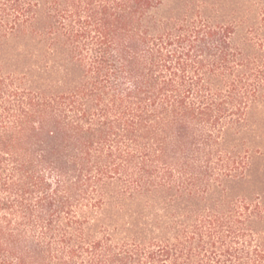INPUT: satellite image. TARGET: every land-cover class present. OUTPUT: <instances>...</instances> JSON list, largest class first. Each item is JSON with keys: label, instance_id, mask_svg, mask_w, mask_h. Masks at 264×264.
Masks as SVG:
<instances>
[{"label": "trees", "instance_id": "1", "mask_svg": "<svg viewBox=\"0 0 264 264\" xmlns=\"http://www.w3.org/2000/svg\"><path fill=\"white\" fill-rule=\"evenodd\" d=\"M162 9L0 0V53L27 37L67 65L41 87L0 66V264H264V207L224 188L251 164L264 5L241 45L231 23ZM112 189L160 205L133 232L97 226Z\"/></svg>", "mask_w": 264, "mask_h": 264}, {"label": "rangeland", "instance_id": "2", "mask_svg": "<svg viewBox=\"0 0 264 264\" xmlns=\"http://www.w3.org/2000/svg\"><path fill=\"white\" fill-rule=\"evenodd\" d=\"M162 1L165 14L171 11L173 15L181 17L185 14L193 16L199 12L203 18L213 23H231L236 28L235 42L240 45L246 32L258 26L259 12L264 5V0ZM61 65L67 67L64 56H46L43 45L37 39L27 37L10 39L0 53V66L3 71L17 75L26 74V82L31 87H41L49 77L56 80L63 69ZM74 74L76 76L78 72L75 71ZM238 139L243 147L249 148L252 154L251 164L243 179L228 180L224 183L226 198L257 199L264 207V102L250 110L246 128L242 129ZM115 191L116 189L110 191L109 203L95 214L97 226L103 223L110 229L116 227L118 233H121L122 227L125 226L133 232V227L139 222L151 220L160 205L159 199L152 198L122 200L117 198Z\"/></svg>", "mask_w": 264, "mask_h": 264}]
</instances>
